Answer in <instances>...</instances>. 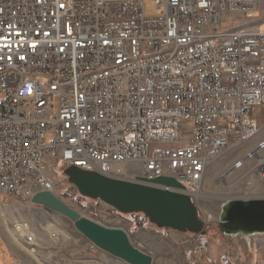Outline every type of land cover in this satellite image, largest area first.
Wrapping results in <instances>:
<instances>
[{"label": "built area", "instance_id": "built-area-1", "mask_svg": "<svg viewBox=\"0 0 264 264\" xmlns=\"http://www.w3.org/2000/svg\"><path fill=\"white\" fill-rule=\"evenodd\" d=\"M147 1L154 16L146 15ZM261 3L0 0V207L55 193L59 165L130 181L172 177L185 189H168L200 202L212 159L258 135L253 108H264V17L257 30L230 34V26L255 18ZM195 38L203 46L179 51L180 42ZM158 47L169 55L138 61ZM122 57L133 58V66L103 72ZM87 70L97 78H87ZM261 151L264 140L232 169ZM252 175L264 191V160ZM218 211L216 226L225 223ZM25 244L37 252L34 236L25 234Z\"/></svg>", "mask_w": 264, "mask_h": 264}, {"label": "rangeland", "instance_id": "rangeland-1", "mask_svg": "<svg viewBox=\"0 0 264 264\" xmlns=\"http://www.w3.org/2000/svg\"><path fill=\"white\" fill-rule=\"evenodd\" d=\"M261 5V12L252 15L255 18L247 23L236 24V28L257 30L264 17V0ZM145 8L147 16H154L156 6L152 1H147ZM260 29L263 30L262 27ZM253 117L259 128L258 135L250 138L247 143L243 142L239 148L237 146L214 157L207 169L202 197L200 202H195L199 216L205 222L203 234H183L159 229L143 214H121L108 205L82 197L68 182L62 165L57 166L52 175L56 183L55 193L81 215L105 226L124 229L135 246L152 254L154 264H264V238L256 237L254 241V237H251L253 245L250 243L249 248H253L249 251L247 245L242 243L243 240L239 239L238 242L237 238L222 235L219 226H216L218 210H221L228 198L244 197L252 200L264 192L262 185L256 181L253 183L255 178L252 175L257 160H264V151H261L258 159L247 162L243 169H232L233 162L264 139V109L255 106ZM182 125L188 128L190 122L184 121ZM187 134L188 131H185L184 135ZM184 141L186 139L161 143L152 148L178 147ZM21 221L29 225L35 236L39 245L37 252L31 254L14 230V224ZM49 223L54 224L61 233L60 240L55 241L52 235L40 231V226L46 227ZM5 224L14 232L21 245L4 234ZM88 243L68 219L30 201L12 198L7 199L6 206L0 207V264H127L97 248L90 251Z\"/></svg>", "mask_w": 264, "mask_h": 264}, {"label": "water", "instance_id": "water-1", "mask_svg": "<svg viewBox=\"0 0 264 264\" xmlns=\"http://www.w3.org/2000/svg\"><path fill=\"white\" fill-rule=\"evenodd\" d=\"M63 173L82 197L100 200L121 214H143L159 229L194 235L205 233V222L193 199L168 189H185L172 177L154 179L152 184L158 187H153L141 183V179H112L77 166L67 167ZM30 201L68 219L97 249L127 264H154L152 254L135 246L124 229L105 226L81 215L55 193L38 192ZM226 214V223L219 225L223 233L226 230L244 234L264 231V199L233 202L227 207Z\"/></svg>", "mask_w": 264, "mask_h": 264}, {"label": "bare ground", "instance_id": "bare-ground-1", "mask_svg": "<svg viewBox=\"0 0 264 264\" xmlns=\"http://www.w3.org/2000/svg\"><path fill=\"white\" fill-rule=\"evenodd\" d=\"M261 25H262V23H261ZM242 32H247V30L237 29L236 24L233 26H230V34H241ZM217 38H225V31H217ZM195 46H203V38H195V42H180L179 51L195 50ZM166 55H169V48L158 47L154 52H147L146 54H138V61L152 62L155 59H163L164 56H166ZM127 66H133V58H130V57L116 58V59L112 60V62H109L108 64L103 65V72H117L121 69H124ZM87 78H97V71L87 70ZM261 140H264V139H261ZM259 162H263V160H257V163H259ZM235 163H237V160H236V162H233L232 165H234ZM253 179H254V177H253ZM255 181H256V183L262 185L261 183H259L257 181V179L254 180L253 183H255ZM140 182L144 183L146 185L152 186V182H148V181H140ZM202 191H203V188H202ZM202 191H201V193H202ZM200 197H202V196H200ZM252 200H257V199H252ZM229 205H230L229 201L227 200L221 206V210H224L223 211L224 218L226 216L225 210L227 209V207ZM26 224L27 223L22 222V221L16 222L14 224V230L21 236L24 245H26L25 244V234L34 236L30 230V227L29 226L26 227ZM5 227H6V230L3 231L4 234L8 235L15 243L21 245V243L19 242L20 240L17 239L16 235L7 226V224H5ZM17 228H18V230H17ZM40 231L43 233H49L50 235H52V239H54L55 241H58L61 238V235H60L61 233L59 232V230L57 229V227L54 224L49 223L46 227L40 226ZM224 233L225 234H223V232H222L221 234L225 235L226 237L237 238L238 242H239V239L243 240L242 243H245L247 245V248L250 247V243L253 244V241H250L251 237H264V231H253L251 233L244 234L242 232L226 230V231H224ZM22 247H23V245H22ZM32 253H34V252L31 251V254Z\"/></svg>", "mask_w": 264, "mask_h": 264}, {"label": "crops", "instance_id": "crops-1", "mask_svg": "<svg viewBox=\"0 0 264 264\" xmlns=\"http://www.w3.org/2000/svg\"><path fill=\"white\" fill-rule=\"evenodd\" d=\"M256 143H257V142H256ZM256 143H255V144H256ZM255 144H254V145H255ZM204 189H205V188H204ZM1 238H2V237H1ZM259 238H264V237H259ZM2 239H3V238H2ZM3 240H4V239H3ZM5 241H6V240H5ZM254 241H256V237H254ZM6 244H7V243H6ZM7 245H8V244H7ZM252 245H253V244H252ZM8 247H9V246H8ZM252 248H253V246H252L251 248H249V251H251ZM9 251H10V250H9Z\"/></svg>", "mask_w": 264, "mask_h": 264}, {"label": "trees", "instance_id": "trees-1", "mask_svg": "<svg viewBox=\"0 0 264 264\" xmlns=\"http://www.w3.org/2000/svg\"><path fill=\"white\" fill-rule=\"evenodd\" d=\"M225 218H227V214H226Z\"/></svg>", "mask_w": 264, "mask_h": 264}]
</instances>
